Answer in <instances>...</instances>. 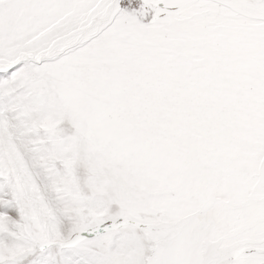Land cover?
Here are the masks:
<instances>
[{"label": "snow or ice", "instance_id": "1", "mask_svg": "<svg viewBox=\"0 0 264 264\" xmlns=\"http://www.w3.org/2000/svg\"><path fill=\"white\" fill-rule=\"evenodd\" d=\"M0 264H264V0H0Z\"/></svg>", "mask_w": 264, "mask_h": 264}]
</instances>
